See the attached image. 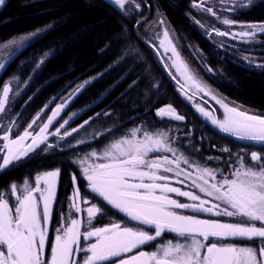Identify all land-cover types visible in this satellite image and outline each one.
I'll return each mask as SVG.
<instances>
[{
    "label": "snow or ice",
    "instance_id": "6c2138e0",
    "mask_svg": "<svg viewBox=\"0 0 264 264\" xmlns=\"http://www.w3.org/2000/svg\"><path fill=\"white\" fill-rule=\"evenodd\" d=\"M6 2L0 0V8ZM43 2L27 0L25 6L37 7ZM103 2L126 21L134 18L135 14L141 16L131 26L128 23L120 24L113 39L118 43H127L129 48L122 49L118 58L104 70L79 82L69 81L39 109L19 135L14 134L19 127L16 116L20 113L11 115L15 102L43 68L65 49L74 46L82 33L77 31L64 36L56 42V47L50 44L40 50L35 61L32 56L21 60L20 65L23 66L34 63L31 74L27 78L15 74L10 81L6 80L0 85V123L4 125L0 127L3 133L0 135V141H3L0 144V175L19 167L37 153L88 145L91 141L113 136L123 126L124 122L119 120L110 105L83 119L76 127H72V123L81 114L103 103L127 74L101 91L79 111L70 115L66 111L84 92L101 81L110 69L125 60L128 52L134 51L131 48L132 38L141 39L138 28L146 23L142 5L149 9L152 7L148 0ZM220 5L223 12L230 15H218L213 6H205V0H191L190 8L199 9L227 26L224 31L215 25L209 29L206 23L192 17L193 22L208 36H231L243 42H256L258 37H264V21L243 23L235 19L244 11L264 6V0H220ZM38 12L47 15L49 9L38 8ZM157 16L159 19L151 27L154 28L155 24L167 25V19L159 9ZM68 20L67 16L53 19L26 33L0 40V70L6 69L10 61L18 59L23 51L45 35L65 26ZM4 22L10 20L6 18ZM233 28L238 30L233 31ZM174 36L168 26L162 38L157 32L152 39L159 40V46L165 53H172L168 61L162 60L161 63L168 75L179 84L177 91L189 101L199 93L210 96L223 110V118L214 115L215 109L206 110L198 103L193 105L195 111L204 120L210 121L220 133L248 143L237 145L235 151L228 145L218 147L209 144L223 155L203 157V142L208 138L201 133V143L194 144V128H188L185 132L171 123L162 129H149L146 124L133 127L126 134L109 139L99 150L92 148L72 161L81 168L79 175H71L73 192L69 197V207L72 211L67 216L61 215V224L51 238L49 226L54 216L57 184L62 169L43 171L35 175L34 182H31L33 178H25L22 182L10 181L7 187L0 189V264H264V115L250 114L242 105L228 101L204 84L183 60L178 46L170 38ZM259 42L264 44V39ZM146 43L160 55L151 40ZM110 46L111 42L106 43L99 51L103 53ZM219 46L223 47V42ZM142 59V56L138 57V60ZM241 59L249 68H256L264 74V59L257 61L252 56ZM68 70H71V66ZM207 71L211 73L213 69L208 67ZM59 78L53 76L52 80ZM140 79L138 76L133 80L125 92L116 98V102L123 100L128 91L138 88ZM159 87V82H150L143 97L133 100V107L142 103L147 112L155 104L152 96L159 91ZM32 99L29 96L24 103ZM58 99L60 102L56 103ZM52 104H55L54 108ZM49 109L50 115L47 114ZM155 116L162 122L186 120V116L180 114L172 104L158 108ZM38 121H44L39 131H30ZM109 121L110 126L105 127ZM50 127L54 130L50 131ZM82 132L84 135L77 139L76 136ZM50 137L55 138L54 143ZM29 140L31 142L26 143ZM250 147L256 150L249 152ZM225 156L227 172L221 167L207 166V161H221ZM81 176L87 182L86 188L92 194L90 197L79 187ZM173 182L189 190L172 186ZM6 193H10L15 200L10 202ZM170 194L186 198L188 202H181ZM97 199L99 203L93 202ZM82 205L85 207L82 208ZM112 210L122 214L123 219L113 220L103 227L94 226L95 220L108 216ZM85 212L86 216L82 219L76 218V214ZM224 217L230 219L224 220ZM166 234L173 236L163 240ZM157 241L154 250H143L144 246H151ZM79 253L85 254L83 260L77 258Z\"/></svg>",
    "mask_w": 264,
    "mask_h": 264
},
{
    "label": "trees",
    "instance_id": "16d2710c",
    "mask_svg": "<svg viewBox=\"0 0 264 264\" xmlns=\"http://www.w3.org/2000/svg\"><path fill=\"white\" fill-rule=\"evenodd\" d=\"M148 2L152 7L150 9L151 14L146 21L153 17L155 8L163 13L164 17L167 19V27L170 26L171 31L175 34L173 37L175 44L181 50L186 61L190 62L192 68L194 67L191 57L195 53L194 51L199 49L204 55L203 60L205 63L210 68L217 70V73L220 72L219 77L215 80L208 79L210 84L232 101L257 114L264 115V74L258 69L255 70L234 63L233 61L236 60L231 56L224 55L233 60L225 62H222V60L217 57V54H220L218 50H216L213 44L200 33L197 26L190 21L187 15V12L190 11L189 4L191 0H149ZM26 3L27 0H7L6 4L0 8V40H7L10 36L17 33H26L53 19L67 16L69 20L66 25L60 27L59 30L52 31L37 43L32 44L31 47H28L19 55L18 59L14 58L10 61L6 69L2 70L0 73V85H2L4 81L11 79L15 74H20L22 78H27V76L31 74V68L34 67V63H28L27 66H23L20 65L21 60H26V58L32 56V60L35 61L40 54V50L46 49L50 44L52 47H56V42L70 33L79 31L82 33V36L74 46L65 49L62 54L52 59L43 68L41 74L34 78L30 87L22 94L20 101L13 107L11 113L14 116H16L15 112L20 113L19 116H16L19 127L16 129L14 135L21 134L39 109L43 107L50 98L56 96L69 81L79 82L80 80L86 79L88 76L101 72L112 63L114 59L118 58L122 49H128L129 45L127 43H118L113 37L119 30L121 23H128L129 26L135 24V20L130 18L126 21L118 12L114 11L112 7L103 2V0H44V2L40 3L37 7L25 6ZM44 7L49 9V13L47 15H40L38 8ZM6 18L9 19L10 22L5 23L4 20ZM235 19L245 22L264 21V6L254 7L251 11H244L236 15ZM143 25L144 24L138 28V34L144 38L145 35L142 30ZM109 42H111V46L101 53L99 49L104 48L105 44ZM131 48L134 51L128 52L125 60L110 69L101 81L90 87L66 110L68 115L74 111H79L86 103H91L101 91L109 85L114 84L121 76L127 74L126 78L119 83L103 103H100L98 107L93 108L86 114H81V116L72 123V126L78 125L83 119H87L88 116L110 105L111 109L117 114L119 120L124 122L123 126L111 137H115L133 127L142 126L144 124H146L149 129H162L169 126L168 121L164 120L162 122L158 120L155 116V109L163 104L171 103L186 116V121L181 122L183 131L186 132L188 128H194L196 130L195 139L193 140L194 144L199 145L201 143L199 140L201 133L208 138L207 141L203 142V157H207L208 155H223L209 147V144L217 145L218 147L228 145L235 151L237 145L248 143L238 141L234 137H229L227 134L220 133L212 125L202 121L192 108L182 101L171 79L164 70L158 66L153 50L144 41L141 39L137 40L133 37ZM33 53H36V55H33ZM140 56L143 57L142 60H138ZM18 65H20V67H18ZM69 66H71V70H68ZM53 76H60V78L53 81ZM138 76L141 78L138 88H133L128 91L127 95L123 97V100L116 102V98L119 97L121 93L125 92L128 85L132 83L133 80L137 79ZM204 78H206V76H204ZM45 81H48V83L45 84ZM229 81H232V83ZM150 82H159L160 87H163L165 92L160 93V90L155 92L152 96L155 104L145 112L142 103H138L136 107H133V100H138L140 97H143L146 86L149 85ZM37 89H39V91H37ZM29 96H32L33 99L25 104L24 101L27 100ZM125 101H127V103H125ZM48 112L49 110H47V113ZM137 115H139L138 119L136 118ZM110 124L111 121L107 122L104 126L108 127ZM201 125H203L202 128ZM93 127H96V125H93ZM108 138L110 137L106 136L100 139L104 142ZM49 139L53 142L52 137ZM69 140L74 143L72 138H69ZM88 149L89 148H83L80 145L76 148L65 149L63 151L57 149L50 153H37L19 167L13 168L0 175V189H2L7 187L10 181L22 182L25 178H33L31 182H34L35 175L43 171L56 168L62 169L57 184V200L54 204V216L51 220L50 238L54 235L56 227L60 224L61 215L67 208L68 198L73 190L71 175L74 173L79 175L81 171L79 164H74L72 161L82 157L85 154L84 151ZM252 150L256 149L251 147L248 148L249 152ZM224 159L221 166L224 171L227 172V165L225 163L227 157L225 156ZM86 184L87 182L81 176L79 187L85 195L90 197L92 194L90 190L86 188ZM93 202L99 203L100 201L97 199ZM122 219V214L112 210L108 216L95 220L94 224L103 225L113 220L120 221ZM222 219L227 220L229 218L224 217ZM128 226L132 225L128 224ZM162 239L167 240L170 238L169 235L166 234ZM158 242L159 241L153 242L148 248L151 250L153 248L152 246ZM50 245L51 239L48 245L49 251Z\"/></svg>",
    "mask_w": 264,
    "mask_h": 264
},
{
    "label": "rangeland",
    "instance_id": "374dc122",
    "mask_svg": "<svg viewBox=\"0 0 264 264\" xmlns=\"http://www.w3.org/2000/svg\"><path fill=\"white\" fill-rule=\"evenodd\" d=\"M148 1H149V0H148ZM148 3H149V2H148ZM190 3H191V2H190ZM205 6H213V7L216 9L218 15H230V14H228V13L223 12V9H222V7H221V5H220V0H205ZM189 7H190V4H189ZM228 7H231V5H228ZM141 11L144 13V17H145V19H146L147 15L149 14V11H150V14H151V10H150L148 7L143 6V5H142V8H141ZM150 14H149V16H150ZM187 15H188L190 21H191L193 24H195V23L193 22L192 17H195L196 19L201 20L203 23H206V24L208 25L209 29L212 27V25H215V27L219 28V29L222 30V31H224V30L227 29V26L221 24V23H220L215 17H213V16H211V15H208V14H206V13H202V12H200L199 9H196V8H190V11L187 12ZM149 16H148V17H149ZM148 17H147V18H148ZM131 19H133V20L136 21V20L141 19V16H140L139 14H135V15H134V18H131ZM157 19H159V17L157 16V8H155V13H154L153 17L149 18V19L146 21V23H144L142 30H143V34L145 35L144 39H145L146 41L151 40L152 43H154V44L156 45V47L159 49V52H160V55H159V56L156 54L155 51H153L154 54H155L156 62H157V64H158V66L161 67V68L164 70V72L168 75V73L165 71L164 66H163V64L161 63V61H162V60H163V61H168V58L172 56V53H171L170 51L167 52V53H165L164 50H163V48L159 46V40H153V39H152V38L157 34V32L160 34V36H161V38H162L163 31H164L165 27H167V25H161V24H155L154 28L151 27V26H153V22L156 21ZM237 21H239V20H237ZM240 22H243V23H252V22H259V21H248V22L240 21ZM195 25H196L197 28L199 29L200 33H201L206 39H208V40L213 44L214 48H215L216 50H218V52L221 54V55H220V54H217V57L220 58V60H222V62L229 61V60H230V61H233V60H231L230 58H228V57H226V56H224V55L231 56L234 60H236V61H233L234 63L239 64V65H243V66H245V67H248V66H247V63L241 59V57H243V56H252V57H254L257 61H260L261 59H264V44H262V43L259 42L261 39H264V37H258L256 42H243V41L239 40L238 38H237V39H233L231 36L217 37V36H215L214 34L210 37V36H208V35L206 34V32H205L204 30L201 29V27H200L199 25H197V24H195ZM232 30H233V31H237L238 29L233 28ZM170 38L173 39V37H170ZM173 40H174V39H173ZM146 41H145V43H146ZM221 42H223V47H220V46H219ZM174 43H175V42H174ZM146 44H147V45L153 50V48L151 47V45H150L149 43H146ZM178 50H179V52H180V54H181L183 60L186 61V59L183 57V55H182V53H181V50H180L179 48H178ZM194 52H195V53L192 55L191 60H192V63H193V67L197 70V72H196V70H195L194 68L191 67L190 62L186 61L187 64L189 65L191 71H192V72H193V73H194V74H195V75H196V76H197V77H198V78H199L204 84H206L207 86H209L210 89L213 90L216 94L221 95V96H223V97H226V96L223 95L221 92H219L215 87H213V86L210 84L209 80H208V79H214V80H215L216 78L219 77V73H220V72L217 73L218 71L215 70L214 68H211V69H213V72H211V73L208 72V71H207V68H208L209 66H208V65L205 63V61L203 60L204 55H203L202 51L199 50V49H196ZM219 69H221V68H219ZM253 69L257 70L256 68H253ZM172 71L175 72V69H172ZM1 72H2V70H0V73H1ZM198 73H199V74H198ZM204 76H206V78H204ZM168 77L171 79V81H172L173 84H174L175 89L177 90L178 87H179V84L176 82V80H173L169 75H168ZM10 80H11V79H9L8 81H10ZM159 90H160V93L165 92V90H164L163 87H160ZM177 93H178V95L181 97L182 101H183L184 103L188 104V105L192 108V110L198 115V117L201 118L202 121H205V120H204V118H203L199 113H197V112L195 111V108H194V106H193L194 104H197V103H198V104H200L201 106L205 107L206 110H209V111H212L213 109H215L216 111H214V115H216L218 118H223V110L220 109V106H219L218 104H216L215 101L212 100L210 96H204L203 93H199L198 95H196V96L193 98V100L189 101V100H186V99L181 95L180 92L177 91ZM188 94H189V95H192L191 92H189ZM65 95H66V93H65ZM21 96H22V95H21ZM21 96L17 99V101L15 102L14 106L20 101ZM226 98H227V97H226ZM227 99H228V101H232V100L229 99V98H227ZM205 101H206L207 103H205ZM59 102H60V101H59V99H58V100L56 101V103H59ZM232 102H234V101H232ZM235 103H236V102H235ZM168 104H171V103L163 104V105L160 106V107H163V106L168 105ZM236 104H237V105H240V104H238V103H236ZM172 105H173V104H172ZM14 106H13V107H14ZM173 106H174V105H173ZM51 107L54 108V107H55V104H52ZM160 107H158V108H160ZM174 107H175V106H174ZM158 108H157V109H158ZM175 108L177 109V111H178L180 114H182V113L178 110L177 107H175ZM243 108H244L245 110H247L250 114H256V115H258L257 113L253 112L252 110H250V109H248V108H246V107H244V106H243ZM157 109H155V112H156ZM182 109H183V108H182ZM16 113H18V112H15V115H16ZM47 114H48V115L51 114L50 109H49V112H48ZM11 115L14 116L12 113H11ZM69 115H70V114H69ZM65 118H67V116H65ZM46 120H47V115H46L45 118H44V121H46ZM44 121H38L37 125H35L34 128L31 129L30 131L38 132V131H39V126H41L42 123H43ZM167 121H168V120H167ZM185 121H186V120H185ZM185 121H182V122H185ZM30 122H31V121H30ZM205 122H206V121H205ZM205 122H204V123H205ZM170 123H171L173 126L176 125V126L182 128V127H181V122H176V121L169 122V121H168V125H169ZM206 123L210 124V121H208V122H206ZM57 126H58V125H57ZM76 126H77V125H76ZM76 126H72V127H76ZM0 127H4L3 123H0ZM26 127H27V126H26ZM182 129H183V128H182ZM49 130H50V131H53L54 128H51V127H50ZM22 132H23V131H22ZM22 132H21V133H22ZM126 133H127V131H125V132H123V133H120V134H118V135H116V136H119V135H121V134H126ZM0 135H3V133L0 132ZM83 135H84V133L82 132L81 134H79V135L77 136V138H80V137L83 136ZM116 136H115V137H116ZM115 137H110V138L106 139V141H104V142H102L101 139H98V140H95V141H91L90 144H88V145H81V146H82L83 148H89L87 151H84V153L90 151L92 148H95V149L99 150V148L102 147L105 143H107L109 139H112V138H115ZM13 138H14V136H13ZM50 138H51V137H50ZM30 142H31V141L29 140V141H27L26 143H30ZM53 142H55V138H53ZM2 143H3V141H0V144H2ZM150 155H158V154H150ZM224 160H225V159H223V160H221V161H207V166H209V167H214V168H215V167H221V168H223V167L221 166V163H222V161H224ZM52 170H54V169H52ZM172 186L182 187L184 190H189L188 188H186V187H184V186H182V185L176 184L175 182H173V185H172ZM72 192H73V190H72ZM72 192L70 193L69 197L72 195ZM6 195L8 196L10 202H13V201L15 200V198L12 197V196L10 195V193H7ZM170 195H171L173 198L179 199L181 202H188L186 198L177 197L175 194H170ZM69 204H70V201H69V198H68L67 208H66V210L64 211L63 215H66V216H67V215H69V213L72 211V210L70 209V207H69ZM81 207L83 208V207H85V206L82 205ZM185 214H191V213H185ZM83 216H86V212H85V213H78V214H76V218H81V219H82ZM203 218H209V217L204 216ZM212 218H213V219H216V217H212ZM229 219H230V218H229ZM229 219H227V220H229ZM224 220H226V219H224ZM60 224H61V220H60ZM60 224H59L57 227H59ZM107 224H109V223H107ZM107 224H103V225H95V224H94V226H95V227H103V226H105V225H107ZM57 227H56V228H57ZM50 229H51V222H50L49 230H50ZM54 233H55V231H54ZM168 235H169V238H172V236H173V234H168ZM166 238H168V237H166ZM81 243L83 244L84 242L81 241ZM154 246H155V244H154ZM143 250H144V249H143ZM153 250H154V249H153ZM144 251H147V250H144ZM151 251H152V250H151ZM84 255H85L84 253H79V254L77 255V258L83 260Z\"/></svg>",
    "mask_w": 264,
    "mask_h": 264
},
{
    "label": "water",
    "instance_id": "95a60500",
    "mask_svg": "<svg viewBox=\"0 0 264 264\" xmlns=\"http://www.w3.org/2000/svg\"><path fill=\"white\" fill-rule=\"evenodd\" d=\"M149 14H150V11H149ZM149 14L147 15V17L149 16ZM147 17H146V19H147ZM139 36H140V35H139ZM140 37H141V36H140ZM141 40L144 41V42L146 41L143 37H141ZM258 115H261V114H258ZM205 121H206V120H205ZM206 122H208V121H206ZM210 125H211V123H210ZM213 127H214V126H213ZM214 128H215V127H214ZM215 129H216V128H215ZM217 130H218V129H217ZM218 131H219V130H218Z\"/></svg>",
    "mask_w": 264,
    "mask_h": 264
},
{
    "label": "flooded vegetation",
    "instance_id": "af4514ba",
    "mask_svg": "<svg viewBox=\"0 0 264 264\" xmlns=\"http://www.w3.org/2000/svg\"><path fill=\"white\" fill-rule=\"evenodd\" d=\"M155 246H156V244H155ZM155 246L153 245L152 247V249L151 250H153L154 248H155ZM144 250H147V251H151L149 248H148V246H144V248H143Z\"/></svg>",
    "mask_w": 264,
    "mask_h": 264
}]
</instances>
